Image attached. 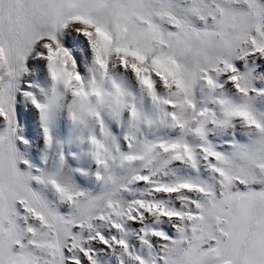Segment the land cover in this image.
<instances>
[{"label": "snow or ice", "instance_id": "1", "mask_svg": "<svg viewBox=\"0 0 264 264\" xmlns=\"http://www.w3.org/2000/svg\"><path fill=\"white\" fill-rule=\"evenodd\" d=\"M0 264H264V0H0Z\"/></svg>", "mask_w": 264, "mask_h": 264}]
</instances>
